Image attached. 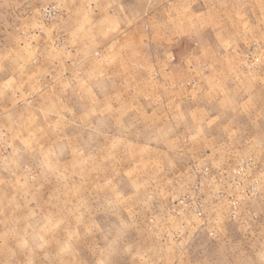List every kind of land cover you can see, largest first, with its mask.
Returning a JSON list of instances; mask_svg holds the SVG:
<instances>
[{
    "label": "rangeland",
    "instance_id": "obj_1",
    "mask_svg": "<svg viewBox=\"0 0 264 264\" xmlns=\"http://www.w3.org/2000/svg\"><path fill=\"white\" fill-rule=\"evenodd\" d=\"M0 264H264V0H0Z\"/></svg>",
    "mask_w": 264,
    "mask_h": 264
}]
</instances>
